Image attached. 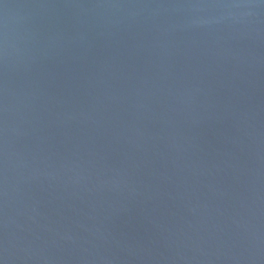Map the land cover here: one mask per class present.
I'll use <instances>...</instances> for the list:
<instances>
[{
    "label": "water",
    "instance_id": "1",
    "mask_svg": "<svg viewBox=\"0 0 264 264\" xmlns=\"http://www.w3.org/2000/svg\"><path fill=\"white\" fill-rule=\"evenodd\" d=\"M0 264H264V0H0Z\"/></svg>",
    "mask_w": 264,
    "mask_h": 264
}]
</instances>
